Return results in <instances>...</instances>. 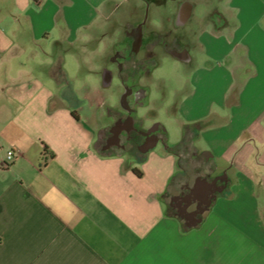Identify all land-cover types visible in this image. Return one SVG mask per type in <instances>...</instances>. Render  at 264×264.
<instances>
[{"label":"crops","instance_id":"crops-1","mask_svg":"<svg viewBox=\"0 0 264 264\" xmlns=\"http://www.w3.org/2000/svg\"><path fill=\"white\" fill-rule=\"evenodd\" d=\"M143 19L144 85L156 34L192 67L167 101L164 87L145 97L176 135L160 123L128 160L97 147L106 101L72 88L74 108L53 71L70 81L66 59L97 31ZM209 174L228 187L189 227L171 201ZM0 264H264V0H0Z\"/></svg>","mask_w":264,"mask_h":264},{"label":"flooded vegetation","instance_id":"flooded-vegetation-1","mask_svg":"<svg viewBox=\"0 0 264 264\" xmlns=\"http://www.w3.org/2000/svg\"><path fill=\"white\" fill-rule=\"evenodd\" d=\"M125 39V41L122 40L113 45L107 56L108 63L114 69H104L106 83L112 82L115 77L121 83V96L125 105H122L120 110L115 113H109L113 123L109 127L101 149L105 152L121 151L129 160H136L143 154L144 148L161 140L160 135L163 127L160 123L146 126L143 119L137 116L138 107L144 106L146 95L151 93L150 85H144L141 81V70L144 65L147 68H152L149 61L156 56L153 50H146L145 48L144 19L125 30ZM150 43L162 47L163 54L186 61V49L170 48L171 42L168 34H156ZM161 55L156 62L157 66L160 65ZM200 179L201 183L208 182L211 184L207 199L202 194L197 195L193 192L194 185L193 188L182 190L177 198L171 201V208L184 224L202 218L205 212L202 215L199 212L206 207V202L210 201L211 206L216 197L226 191L228 187L224 174H209L200 177ZM201 189L203 190V186Z\"/></svg>","mask_w":264,"mask_h":264},{"label":"rangeland","instance_id":"rangeland-1","mask_svg":"<svg viewBox=\"0 0 264 264\" xmlns=\"http://www.w3.org/2000/svg\"><path fill=\"white\" fill-rule=\"evenodd\" d=\"M129 4L130 2H127L121 9L124 10V8L128 7ZM129 8L130 7H128V10ZM148 11V8H146L145 14L148 15ZM191 27L194 31L197 30V24L192 23ZM126 29H129V26H126L125 23L122 22H116L114 25L111 24L106 26V28L97 31L96 39L92 40L90 44L80 49V55L77 59H75V61L66 59L65 62L71 86L81 99L90 95V98L93 99L101 97L107 103V106L104 109L106 130L102 133L97 144L99 150H102L101 147L103 140L109 130V127L113 123L109 113H115L120 110L123 105L121 96L122 86L119 80L116 77L110 83H106L105 80L104 69H114L107 61V56L111 52L112 47L108 45L109 47L106 48V41L109 40L108 38L113 36H115L117 40H120L123 38ZM159 62L160 65L154 70L152 81L149 84L151 88V101L153 99H157L160 95L162 87L165 88L167 95L166 99L163 101H167L168 98L172 96L173 91L184 82L188 69L192 67L189 64L184 63V61L180 58H176L174 56L172 57L171 55L166 54L161 55ZM148 82L149 80H146V83ZM170 102H172L171 99ZM163 103L164 102L162 101H158L156 103V106L158 105L160 107L156 114H154L150 109L152 106H140L137 109V116L140 119H143L146 126H152L155 123H162L166 129L170 131L171 136L174 137L173 135H176V132L180 127V122L175 120L171 114L168 113V110L161 106ZM200 147L205 149V144L201 143ZM202 153L204 152H199L200 157L202 156Z\"/></svg>","mask_w":264,"mask_h":264},{"label":"trees","instance_id":"trees-1","mask_svg":"<svg viewBox=\"0 0 264 264\" xmlns=\"http://www.w3.org/2000/svg\"><path fill=\"white\" fill-rule=\"evenodd\" d=\"M53 75H54L58 85H64L62 93L65 96V98L69 100L70 104L74 108L79 107L81 105L82 101L77 98L75 92L72 89L70 81L68 80L64 70L61 68L60 65H58L54 69ZM73 114L75 115V112H73ZM188 127L189 126H185V128H188ZM197 127H199V124L197 125Z\"/></svg>","mask_w":264,"mask_h":264},{"label":"water","instance_id":"water-1","mask_svg":"<svg viewBox=\"0 0 264 264\" xmlns=\"http://www.w3.org/2000/svg\"><path fill=\"white\" fill-rule=\"evenodd\" d=\"M122 104H123V106L125 105V103L122 101ZM157 144V141L155 142V143H152V144H150L149 146H147L146 148H144L143 150H142V152L143 153H146L148 150H150L152 147H154L155 145ZM201 186H203V190L201 189ZM210 186H211V184L210 183H208V182H206V183H201V179L199 178V179H197L196 180V184H195V188L193 189V192L194 193H197V195H203V197L205 198V199H207V197H208V191H209V188H210ZM209 207H210V201H207L206 202V207L203 209V210H201L200 212H199V214H203L205 211H207L208 209H209ZM201 220H202V218H199V219H196L194 222H192V223H188L187 225L189 226V227H194V226H196L198 223H200L201 222Z\"/></svg>","mask_w":264,"mask_h":264},{"label":"built area","instance_id":"built-area-1","mask_svg":"<svg viewBox=\"0 0 264 264\" xmlns=\"http://www.w3.org/2000/svg\"><path fill=\"white\" fill-rule=\"evenodd\" d=\"M12 156H13V152L12 151L8 152V157L11 158Z\"/></svg>","mask_w":264,"mask_h":264}]
</instances>
